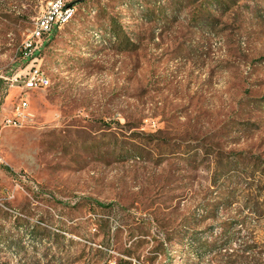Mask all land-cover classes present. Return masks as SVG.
<instances>
[{
  "label": "rangeland",
  "instance_id": "rangeland-1",
  "mask_svg": "<svg viewBox=\"0 0 264 264\" xmlns=\"http://www.w3.org/2000/svg\"><path fill=\"white\" fill-rule=\"evenodd\" d=\"M48 1L0 0V122ZM209 1L72 0L0 132V264H264V0Z\"/></svg>",
  "mask_w": 264,
  "mask_h": 264
},
{
  "label": "built area",
  "instance_id": "built-area-1",
  "mask_svg": "<svg viewBox=\"0 0 264 264\" xmlns=\"http://www.w3.org/2000/svg\"><path fill=\"white\" fill-rule=\"evenodd\" d=\"M72 0H58L45 4L43 11L35 17L29 35L22 42L20 56L29 60L28 64L9 80L11 86L20 89L18 101L12 106L11 113L2 118L0 132L5 127H22L28 120V102L22 91H31L48 87L51 83L44 77L37 53L48 40L50 34L61 25L65 15L73 9ZM0 162L2 158L0 156Z\"/></svg>",
  "mask_w": 264,
  "mask_h": 264
},
{
  "label": "bare ground",
  "instance_id": "bare-ground-1",
  "mask_svg": "<svg viewBox=\"0 0 264 264\" xmlns=\"http://www.w3.org/2000/svg\"><path fill=\"white\" fill-rule=\"evenodd\" d=\"M55 1H58V0H49L46 4H50V3L55 2ZM75 12H76V7H74L73 9H71V10L69 11V13H67V14L65 15L64 19H62V23H61V25L58 26V28H60L61 26L67 24V23H68V22L74 17ZM55 30H56V29H55ZM55 30H54V31H55ZM52 35H53V34H50V36L48 37V40H50V37H51ZM48 40H47V41H48ZM44 77H45L46 79H49V80H50L49 76H48L45 72H44Z\"/></svg>",
  "mask_w": 264,
  "mask_h": 264
},
{
  "label": "trees",
  "instance_id": "trees-1",
  "mask_svg": "<svg viewBox=\"0 0 264 264\" xmlns=\"http://www.w3.org/2000/svg\"><path fill=\"white\" fill-rule=\"evenodd\" d=\"M219 2L221 3V1H219V0H210L209 3H208V6H213V5H215L216 3H219ZM133 153H135V152H133ZM99 205H101V204H99Z\"/></svg>",
  "mask_w": 264,
  "mask_h": 264
}]
</instances>
